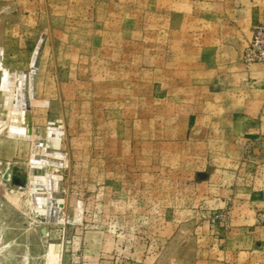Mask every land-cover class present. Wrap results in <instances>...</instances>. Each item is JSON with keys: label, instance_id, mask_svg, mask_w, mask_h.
<instances>
[{"label": "rangeland", "instance_id": "374dc122", "mask_svg": "<svg viewBox=\"0 0 264 264\" xmlns=\"http://www.w3.org/2000/svg\"><path fill=\"white\" fill-rule=\"evenodd\" d=\"M178 9L173 0H0L1 67L28 72L42 40L26 133L43 138L59 122L49 145L67 159L46 167L61 176L62 193L49 222L30 208L31 141L7 134L24 126L25 110H0V264L241 261L230 255L242 198L212 196L216 156L172 140L192 124V102L164 79L165 68L186 63ZM256 139L241 144L238 166L225 168L264 190V137ZM261 202L251 212L258 225Z\"/></svg>", "mask_w": 264, "mask_h": 264}, {"label": "crops", "instance_id": "0c3cea01", "mask_svg": "<svg viewBox=\"0 0 264 264\" xmlns=\"http://www.w3.org/2000/svg\"><path fill=\"white\" fill-rule=\"evenodd\" d=\"M173 3L180 12L178 32L189 41L185 49L180 47L186 63L180 61L174 67L177 71L168 74L165 68L164 79L171 86L169 91L177 92L178 100L192 102L185 116L186 122L192 124L187 125L186 135L172 140L195 141L216 156L217 173L212 176L217 191H212V196L228 194L242 198L237 197L242 220L231 226L232 238L238 246L237 253L230 255L232 262L237 254L241 261L237 259L233 264H264V225L251 219L253 208L262 203L264 190L249 180L246 184V176L241 181L234 168L231 171L225 168L238 166L241 144L252 137L258 141L264 137V65L254 63L244 67L239 61L253 26L264 14V0H173ZM6 78L7 74L4 83ZM35 91L34 77V94ZM5 98L4 90L1 111L13 110L5 107ZM225 181L227 184L223 185Z\"/></svg>", "mask_w": 264, "mask_h": 264}, {"label": "bare ground", "instance_id": "6f19581e", "mask_svg": "<svg viewBox=\"0 0 264 264\" xmlns=\"http://www.w3.org/2000/svg\"><path fill=\"white\" fill-rule=\"evenodd\" d=\"M41 41V39H40ZM39 41V42H40ZM38 42V44H39ZM38 44L34 48V52L30 58V67L31 69L28 72H24L21 70H15L13 68H5V75L7 74L6 82H3V88L0 92L5 90L6 98L4 101L6 108H12L13 110H25L28 107V99L33 97L34 92V69L32 67L35 58L36 51L38 48ZM20 127L22 126H8L7 134L11 137L15 138H25L30 139L31 141V151L29 153V174L32 176L31 180L27 182L29 186L30 192V208L33 211L34 208L41 207V202L35 201V196H44V201L46 203V208L44 212L45 219L48 221L50 215V209L53 207L55 210L54 219L56 218L57 210L59 206L52 202L55 200L54 192L58 189L60 184L61 176L57 173L50 172L46 167H60L67 164V159L64 153L56 148H52L49 145V150L44 147H35L36 137L28 135L25 131H23ZM61 124L59 122L48 123L46 125L45 134L43 138L51 139H59L61 130ZM34 138H36L34 140ZM45 154L47 156H51L56 159H52L51 162H46V160H42L40 157H35V155ZM45 167L44 177L42 179H38L34 177L33 168L34 167ZM26 176V175H25ZM34 185H42L44 186L43 190H38L33 188ZM34 212V211H33Z\"/></svg>", "mask_w": 264, "mask_h": 264}, {"label": "water", "instance_id": "95a60500", "mask_svg": "<svg viewBox=\"0 0 264 264\" xmlns=\"http://www.w3.org/2000/svg\"><path fill=\"white\" fill-rule=\"evenodd\" d=\"M41 41L38 44V48H37V51H36V58H35V61H34L33 65H32L33 69H34V67L36 65L37 57H38V54H39V51H40ZM5 70H6L5 68L0 66V79L2 78V80H0V90H2V88H3V79H4V76H5ZM39 102H41V101H39ZM28 108L25 109V124H24L23 127H20L25 132H30V127L28 125V114H27ZM50 123H55V122H50ZM35 145L38 146V147H40V146L44 147L47 150L50 149L49 148V140L47 138H37L35 140ZM35 157H40V158H42V160H46V162H51L52 159H56V158H53L51 156H47L45 154H41L40 156L39 155H35ZM44 171H45V167L44 166L34 167L33 168L34 177L38 178V179H42L44 177ZM32 187L35 188V189H38V190H43L44 189V186H42V185H37V186L34 185ZM54 194H55V200L52 202V204L55 203L56 205H58L60 207L62 205V193L60 191V184L58 186V189L54 192ZM35 201L41 202V207H39L37 209L34 208L33 211L36 212V213L44 214L45 208H46V203L44 201V196H42V195L35 196ZM54 214H55V210L52 207L50 209V215H49V219H48L49 222H53Z\"/></svg>", "mask_w": 264, "mask_h": 264}, {"label": "built area", "instance_id": "2783aa9c", "mask_svg": "<svg viewBox=\"0 0 264 264\" xmlns=\"http://www.w3.org/2000/svg\"><path fill=\"white\" fill-rule=\"evenodd\" d=\"M240 62L243 66L253 63L264 65V14L253 26L250 37L242 51Z\"/></svg>", "mask_w": 264, "mask_h": 264}]
</instances>
